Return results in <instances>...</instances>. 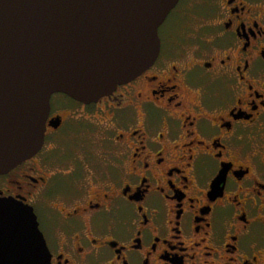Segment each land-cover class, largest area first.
<instances>
[{
  "label": "flooded vegetation",
  "instance_id": "obj_1",
  "mask_svg": "<svg viewBox=\"0 0 264 264\" xmlns=\"http://www.w3.org/2000/svg\"><path fill=\"white\" fill-rule=\"evenodd\" d=\"M189 2L195 30L164 23L154 65L98 103L52 96L42 149L0 176L50 264H264V0ZM81 110L101 164L54 170Z\"/></svg>",
  "mask_w": 264,
  "mask_h": 264
},
{
  "label": "water",
  "instance_id": "obj_2",
  "mask_svg": "<svg viewBox=\"0 0 264 264\" xmlns=\"http://www.w3.org/2000/svg\"><path fill=\"white\" fill-rule=\"evenodd\" d=\"M179 1L0 0V176L42 149L52 96L98 103L152 67ZM41 238L32 207L0 199V264H50Z\"/></svg>",
  "mask_w": 264,
  "mask_h": 264
},
{
  "label": "rangeland",
  "instance_id": "obj_3",
  "mask_svg": "<svg viewBox=\"0 0 264 264\" xmlns=\"http://www.w3.org/2000/svg\"><path fill=\"white\" fill-rule=\"evenodd\" d=\"M183 1L185 2H183V5L179 7L177 12L175 11L166 20L167 22H165V26L161 32L162 35H165L167 31H171L174 28L180 29L179 35H185L184 33L187 31L195 30L198 23H195L194 17L191 18L190 11L187 10V0ZM189 1V4H191L193 0ZM78 112L80 113L79 117H82V124H84L82 128H86V130L83 129L84 131L80 132L81 136L74 138L70 137V134L71 131L77 134V130L75 129L70 131L65 130L57 135L55 150L50 154V158L54 160L51 164L54 170L76 165L78 164L77 162H83L84 165L97 166L101 164L104 157L106 147L101 128L90 126L91 123L86 119L93 121V123L95 121L90 119L82 110ZM97 118L100 124L105 125V120L102 117L97 116ZM76 138L77 140H75ZM65 154L69 157L68 160H62V156Z\"/></svg>",
  "mask_w": 264,
  "mask_h": 264
}]
</instances>
